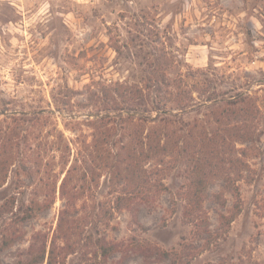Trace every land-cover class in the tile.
<instances>
[{"label": "rangeland", "instance_id": "obj_1", "mask_svg": "<svg viewBox=\"0 0 264 264\" xmlns=\"http://www.w3.org/2000/svg\"><path fill=\"white\" fill-rule=\"evenodd\" d=\"M5 241L0 264H264V0H0Z\"/></svg>", "mask_w": 264, "mask_h": 264}, {"label": "trees", "instance_id": "obj_2", "mask_svg": "<svg viewBox=\"0 0 264 264\" xmlns=\"http://www.w3.org/2000/svg\"><path fill=\"white\" fill-rule=\"evenodd\" d=\"M241 101L244 102V99L241 100ZM233 104H234V102H231V105H233ZM231 105H228V106H231ZM230 110H232V109H230ZM230 110H228V111L230 112ZM239 110H240L242 116L244 117V120L247 119V117L253 115V113H254L253 110L250 109V108L242 107V109H239ZM232 112L235 113L233 110H232ZM252 140H253V138H252V134L250 132H247V131H242L241 132V135L239 137V141H241V142H250ZM162 148H163V151H164L163 153H166L165 152L166 147H162ZM147 157H149V155H147ZM140 178H138V179L140 180ZM118 179L116 178V180H118ZM120 183H121L120 180L115 182L116 185H119ZM201 186H202V181H199L195 185L197 190L196 191L192 190L191 195L189 196L190 201L188 203L190 204V207H192V208L194 207L196 210H200L202 208V199H203L202 198V192H203V190L201 189ZM227 187L231 190L233 186L230 185V184H227ZM233 191H234V195H236L237 198H240V193H239L238 189H235ZM133 192H139V191H133ZM122 193L126 194V192H124V191ZM122 193L120 195V198H119L120 200H119V203H118V208L119 209H122V207H124V205H125L124 200H128L129 199L124 194L122 196ZM131 195H133V194H131ZM1 211H2L3 214H8L9 213L10 210H9V203L8 202L3 204V206L1 207ZM240 211H241L240 205L237 203L235 205V212L233 213V215L230 218H225V219L228 220L229 222H233L235 220L236 216L240 213ZM30 215L31 214H27V218H30L31 217ZM61 225H62V223L59 224L60 228H61ZM55 241L56 240H54V244H55ZM100 245H101V250H102V253H103L105 259L109 256L110 253H112V251H115V250H113V249H115L114 247L113 248L112 247H108L106 244L101 243V241H100ZM9 246H10V241L3 242V244L0 246V253L2 251H4L5 249H7ZM54 254H55V249L53 248L50 251L48 264H54V259H55ZM164 258H166V259L169 258V255L165 254ZM44 260H45V253L43 252L41 257L39 259H35L34 261H36V262H33V263H37L38 261L39 262H44Z\"/></svg>", "mask_w": 264, "mask_h": 264}]
</instances>
